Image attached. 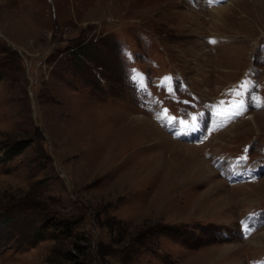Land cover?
I'll return each mask as SVG.
<instances>
[{"label": "rangeland", "instance_id": "1", "mask_svg": "<svg viewBox=\"0 0 264 264\" xmlns=\"http://www.w3.org/2000/svg\"><path fill=\"white\" fill-rule=\"evenodd\" d=\"M76 260L264 264V0H0V264Z\"/></svg>", "mask_w": 264, "mask_h": 264}, {"label": "snow or ice", "instance_id": "2", "mask_svg": "<svg viewBox=\"0 0 264 264\" xmlns=\"http://www.w3.org/2000/svg\"><path fill=\"white\" fill-rule=\"evenodd\" d=\"M214 42V41H213ZM124 54L127 56V55H130V53L128 52V50L127 49H125L124 50ZM242 106V103H241V105H237V107H241ZM235 114H238V113H233V115H235Z\"/></svg>", "mask_w": 264, "mask_h": 264}, {"label": "trees", "instance_id": "3", "mask_svg": "<svg viewBox=\"0 0 264 264\" xmlns=\"http://www.w3.org/2000/svg\"><path fill=\"white\" fill-rule=\"evenodd\" d=\"M75 246H76V248L78 249L80 245L76 244ZM67 253H68V256H69V255H70V252L68 251ZM68 256H67V257H68ZM74 262H75L74 264H80L77 260L74 261ZM71 264H72V263H71Z\"/></svg>", "mask_w": 264, "mask_h": 264}, {"label": "bare ground", "instance_id": "4", "mask_svg": "<svg viewBox=\"0 0 264 264\" xmlns=\"http://www.w3.org/2000/svg\"><path fill=\"white\" fill-rule=\"evenodd\" d=\"M218 8V7H217ZM225 8V7H224ZM216 11V10H215ZM222 11V10H221ZM217 12H219V11H217ZM220 13V12H219ZM219 18V17H218ZM158 131V130H157ZM224 133H226V131L225 132H223V134ZM170 144V143H169ZM171 145V144H170ZM174 145V144H173ZM177 145H178V143H177ZM175 146V145H174ZM188 147V146H187ZM189 148V147H188ZM190 159H192V158H190ZM202 163V162H201ZM212 172H209V174H211Z\"/></svg>", "mask_w": 264, "mask_h": 264}]
</instances>
